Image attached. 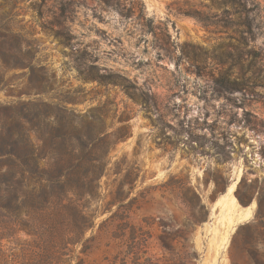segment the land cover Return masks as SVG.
Segmentation results:
<instances>
[{
	"label": "rangeland",
	"instance_id": "1",
	"mask_svg": "<svg viewBox=\"0 0 264 264\" xmlns=\"http://www.w3.org/2000/svg\"><path fill=\"white\" fill-rule=\"evenodd\" d=\"M0 53V188L7 154H21L24 139L43 175L49 127L40 102L70 99L78 125L92 121L108 136L95 197L80 198L96 211L83 264L129 263L115 231L152 217L162 226L151 227L145 255L161 264L181 249L173 231L186 227L195 252L187 264H264V0H0ZM23 62L43 67L31 82L15 66ZM90 65L124 78L146 102L82 80ZM129 165L133 186L122 183ZM18 177L7 179L22 201L30 178ZM230 185L249 215L227 229L237 212L224 197ZM11 220L0 216V264H23L18 255L40 238L36 219Z\"/></svg>",
	"mask_w": 264,
	"mask_h": 264
},
{
	"label": "trees",
	"instance_id": "2",
	"mask_svg": "<svg viewBox=\"0 0 264 264\" xmlns=\"http://www.w3.org/2000/svg\"><path fill=\"white\" fill-rule=\"evenodd\" d=\"M195 16L200 21L205 20L201 15ZM3 54L5 55V53L1 55ZM28 54L29 52L23 55L28 56ZM15 66L27 69L26 74L30 82L43 68L32 62L18 63ZM79 74L82 80L92 79L99 84L120 85L133 100L146 102L142 95L130 89L134 85L125 84L124 78L118 75L100 74L94 65H90L86 72L79 70ZM5 84L7 82L0 73V86ZM70 102V99L63 98L40 102L47 108L46 118L43 121L49 127L45 154L47 163L46 167L42 168L44 170H41L42 176L38 172L41 169L38 165V153L30 141L24 139L18 144L21 154L14 151L7 154L12 156V159L9 168L2 173L5 179L1 181L4 188H0V216L9 221L23 220L24 215L32 216L36 219V223L30 227L40 234L39 239L28 242L25 251L18 255L23 264H83L84 260L80 253L86 251L84 241L93 237H85V234L95 227L96 211L90 208V205L80 203V198L87 197L86 203H89L95 197L94 190L99 186L100 177L107 164L104 158L108 151V136L100 134L99 131L96 133L94 131L96 124L92 121L83 120L78 125L75 121V110L67 107ZM29 103L36 104L34 101ZM119 171L120 167H117L116 172ZM12 174L19 175L20 182H23L27 175L30 178L31 187L24 190L22 201L17 194L13 197L9 191L7 178ZM137 175V167L129 165L122 183L129 182L133 186ZM10 198L15 201L11 203ZM117 200L121 201L122 197ZM125 207L126 213L131 210L130 204ZM199 208L204 210V205L199 203ZM122 217L123 215H120L119 218ZM155 224L162 226V223L155 222L154 217L145 218L144 224L126 222L118 226L114 236L125 238L127 242L125 252L131 256L130 262L125 264H161V256L145 255L153 236L151 227ZM190 231V227L173 231L174 235L180 238L181 249L174 254L175 257L167 258L170 262L166 264H187L188 257L195 254L193 245L188 240ZM160 246L164 250L173 249L170 242L164 241ZM106 264L119 263L115 257Z\"/></svg>",
	"mask_w": 264,
	"mask_h": 264
},
{
	"label": "bare ground",
	"instance_id": "3",
	"mask_svg": "<svg viewBox=\"0 0 264 264\" xmlns=\"http://www.w3.org/2000/svg\"><path fill=\"white\" fill-rule=\"evenodd\" d=\"M233 190V185H230L228 188H227V191H226V195L224 196L225 199H226V203H227V206H229L230 209H236L237 212H236V215H235V218L233 219L232 217L231 218H227L226 221V227L227 229L230 228L235 222L247 217L249 215V210L248 208H244L243 210H239L237 209V203H236V199L235 197L231 194ZM226 237V233L225 235H223V239L224 240Z\"/></svg>",
	"mask_w": 264,
	"mask_h": 264
}]
</instances>
